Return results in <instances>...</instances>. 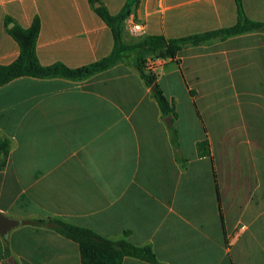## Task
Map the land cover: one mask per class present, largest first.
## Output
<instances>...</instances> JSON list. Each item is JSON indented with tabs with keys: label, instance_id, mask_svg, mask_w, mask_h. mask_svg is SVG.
Masks as SVG:
<instances>
[{
	"label": "crops",
	"instance_id": "obj_1",
	"mask_svg": "<svg viewBox=\"0 0 264 264\" xmlns=\"http://www.w3.org/2000/svg\"><path fill=\"white\" fill-rule=\"evenodd\" d=\"M126 1L101 3L116 15ZM243 10L264 22V0H243ZM7 17L24 28L40 18L44 66L79 68L113 49L112 31L89 0H0L2 65L20 53ZM130 20L143 25L142 35L131 34ZM236 22L235 0H141L123 37L179 39ZM157 76L176 104L186 169L133 66L0 87V135L12 141L0 170V213L21 221L7 238L0 234V264L7 247L19 264H81L76 243L27 222L48 217L150 245L161 264H264V32L184 46ZM206 138L211 156H199Z\"/></svg>",
	"mask_w": 264,
	"mask_h": 264
},
{
	"label": "trees",
	"instance_id": "obj_2",
	"mask_svg": "<svg viewBox=\"0 0 264 264\" xmlns=\"http://www.w3.org/2000/svg\"><path fill=\"white\" fill-rule=\"evenodd\" d=\"M140 2L141 0H127L122 10L118 14L112 15L101 3V0H89L97 15L111 29L114 45L111 53L106 57L79 68H69L62 63H54L49 66L42 65L37 56V40L41 30L40 18L35 17L31 26L24 28L12 18L7 17L5 20L6 30L19 45L20 53L11 64H0V87L21 77L84 80L120 63L133 66L157 102L161 118L165 121L169 131L176 160L183 169H186L188 160L181 152L180 136L176 126L178 112L175 101L169 100L164 95L158 83V76L146 70V56L152 54L154 57L175 58L184 46H196L211 39L224 40L253 31L264 32V22L249 19L243 10V0H235L237 22L231 27L179 39L148 36L136 42L128 43L123 37V27L130 15L139 7ZM11 148L12 141L0 135V170L5 168ZM197 152L199 156H211L208 138L197 143ZM27 222L35 227H44L76 243L81 254V264H123V260L127 257L149 264H161L150 245L136 246L125 237L107 238L89 228L78 226L58 217L30 219ZM128 233L125 231V235ZM11 258L7 247L5 264H19Z\"/></svg>",
	"mask_w": 264,
	"mask_h": 264
},
{
	"label": "built area",
	"instance_id": "obj_3",
	"mask_svg": "<svg viewBox=\"0 0 264 264\" xmlns=\"http://www.w3.org/2000/svg\"><path fill=\"white\" fill-rule=\"evenodd\" d=\"M127 26L133 36L138 37L143 34V25L141 23L130 20ZM165 60L166 58L163 57H151L146 59V70L157 75V71L165 64Z\"/></svg>",
	"mask_w": 264,
	"mask_h": 264
},
{
	"label": "water",
	"instance_id": "obj_4",
	"mask_svg": "<svg viewBox=\"0 0 264 264\" xmlns=\"http://www.w3.org/2000/svg\"><path fill=\"white\" fill-rule=\"evenodd\" d=\"M20 223H21L20 220L15 219V218H10L0 213V234L1 236H3L4 238H7L11 229L18 226Z\"/></svg>",
	"mask_w": 264,
	"mask_h": 264
},
{
	"label": "rangeland",
	"instance_id": "obj_5",
	"mask_svg": "<svg viewBox=\"0 0 264 264\" xmlns=\"http://www.w3.org/2000/svg\"><path fill=\"white\" fill-rule=\"evenodd\" d=\"M147 56H149V54H148ZM234 99H235V98H229V100H228L229 103H232V102L234 101ZM254 101H255L256 103H258L260 100H259V99H256V100H253V102H254ZM261 104H264V103L261 101Z\"/></svg>",
	"mask_w": 264,
	"mask_h": 264
}]
</instances>
